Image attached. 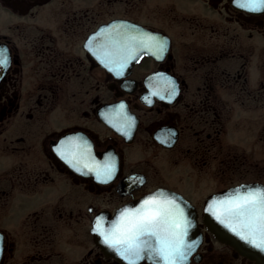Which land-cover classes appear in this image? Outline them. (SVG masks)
Returning a JSON list of instances; mask_svg holds the SVG:
<instances>
[{"label":"flooded vegetation","instance_id":"obj_1","mask_svg":"<svg viewBox=\"0 0 264 264\" xmlns=\"http://www.w3.org/2000/svg\"><path fill=\"white\" fill-rule=\"evenodd\" d=\"M242 1L0 0V264H169L155 237L99 240L177 194L175 264H264L204 222L214 195L264 191V6Z\"/></svg>","mask_w":264,"mask_h":264},{"label":"snow or ice","instance_id":"obj_2","mask_svg":"<svg viewBox=\"0 0 264 264\" xmlns=\"http://www.w3.org/2000/svg\"><path fill=\"white\" fill-rule=\"evenodd\" d=\"M242 6L255 10L264 6V0H247ZM164 47L165 43L161 42L158 45V50L163 51ZM6 53V49L0 50V69L4 70L8 65ZM171 95H175V91ZM106 175L108 178L111 177V169L106 171ZM133 179L142 180V178ZM171 204V201L161 202L155 196H149L143 200L140 207L125 208L113 229L107 234L101 233L103 243L118 252H121V248H123L121 255L128 253L131 256L139 257L142 246L151 247V239L155 237L161 247L154 251L162 254L169 264H175L170 259L171 254L167 250L171 246L169 237L177 234L174 230L180 227V223L176 218L177 212L171 207ZM219 208L221 211L216 213L217 220L221 223L228 221V227L232 232L255 247L264 250V191L249 187L247 194L236 195L231 199L221 201ZM145 237L148 239H142ZM194 245L195 242L187 246L188 254L194 250ZM174 251L179 253L181 259L184 258L185 254L179 247Z\"/></svg>","mask_w":264,"mask_h":264},{"label":"water","instance_id":"obj_3","mask_svg":"<svg viewBox=\"0 0 264 264\" xmlns=\"http://www.w3.org/2000/svg\"><path fill=\"white\" fill-rule=\"evenodd\" d=\"M243 3H246L247 0H243ZM249 187H235L230 188L220 194L214 195L205 205V218L204 222L213 230V232L220 236L221 238H224L225 240H228L230 242H233L235 238H241L237 234L231 231V229L228 227V221H225L224 223H221L219 220L216 219V213L221 211L219 208V204L221 201L231 199L235 197L236 195H245L247 194V190ZM183 199L182 202L175 204V211L177 212V220L183 224V222H195L194 219H187L183 217V214L186 212L187 208H192L193 206L188 203L182 196L176 195V199ZM182 226V225H181ZM174 236L175 240L177 241L178 238L181 236L178 232ZM182 238V237H181ZM186 238V236H185ZM98 241V239H96ZM99 242H102V240H99ZM247 242V241H246Z\"/></svg>","mask_w":264,"mask_h":264}]
</instances>
